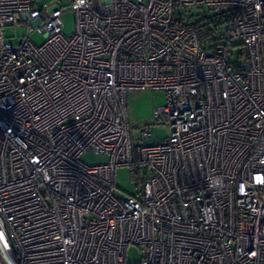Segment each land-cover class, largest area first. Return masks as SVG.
I'll return each instance as SVG.
<instances>
[{"label":"built area","instance_id":"obj_1","mask_svg":"<svg viewBox=\"0 0 264 264\" xmlns=\"http://www.w3.org/2000/svg\"><path fill=\"white\" fill-rule=\"evenodd\" d=\"M132 90L166 97L135 135ZM129 245L133 264H264V0H0V264H132Z\"/></svg>","mask_w":264,"mask_h":264},{"label":"rangeland","instance_id":"obj_2","mask_svg":"<svg viewBox=\"0 0 264 264\" xmlns=\"http://www.w3.org/2000/svg\"><path fill=\"white\" fill-rule=\"evenodd\" d=\"M50 1V0H49ZM64 8L69 7V0H55ZM63 22V33L70 36L74 32L75 16L72 10H67L61 16ZM26 34L25 26L7 25L4 36L8 41L15 43L18 38ZM30 39L35 45H40L44 41V36L36 31L31 32ZM165 94L162 90L141 91L132 90L126 94V108L128 120L135 135L140 129L150 126L153 121V112L157 107L165 105ZM169 136L168 126L164 123L152 125L149 137L142 142L145 145L158 144L166 140ZM80 160L86 164H99L106 161V157L91 151L81 154ZM137 166H120L115 169L114 185L122 193L135 196L140 188L138 180L134 174ZM126 262L137 263L141 259V249L136 245H129L126 250Z\"/></svg>","mask_w":264,"mask_h":264},{"label":"clouds","instance_id":"obj_3","mask_svg":"<svg viewBox=\"0 0 264 264\" xmlns=\"http://www.w3.org/2000/svg\"><path fill=\"white\" fill-rule=\"evenodd\" d=\"M222 184V178L221 177H215L212 181L209 182V187H217Z\"/></svg>","mask_w":264,"mask_h":264},{"label":"trees","instance_id":"obj_4","mask_svg":"<svg viewBox=\"0 0 264 264\" xmlns=\"http://www.w3.org/2000/svg\"><path fill=\"white\" fill-rule=\"evenodd\" d=\"M134 174H135V176H136V178H137V171H136V170L134 171Z\"/></svg>","mask_w":264,"mask_h":264}]
</instances>
